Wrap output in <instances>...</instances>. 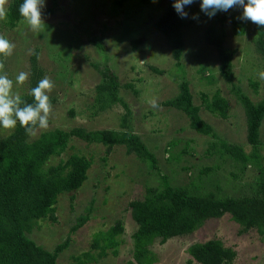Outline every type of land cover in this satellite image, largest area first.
I'll use <instances>...</instances> for the list:
<instances>
[{
    "label": "rangeland",
    "instance_id": "rangeland-1",
    "mask_svg": "<svg viewBox=\"0 0 264 264\" xmlns=\"http://www.w3.org/2000/svg\"><path fill=\"white\" fill-rule=\"evenodd\" d=\"M10 1L7 0L6 7ZM166 2L56 0L52 7L51 0H45V25L40 31H32L24 20L9 29L5 27L4 19H0V34L15 44L12 55L1 58L5 63L4 71L14 81L13 90L20 95L25 93L27 81L23 85H15V77L21 71L29 72V57L36 51L42 78L48 76L54 82L55 87L50 93L53 112L49 127L38 135L52 129L69 130L73 127L117 130L116 123L124 113L119 105L96 116L92 115L91 109L93 88L100 81V76L91 66L114 73L118 81V97L130 111L129 121L126 119L131 132L139 136L154 154L158 175L164 176L170 186L186 187L198 194L211 192L217 197L250 196L258 169L247 166L243 172H237L238 165L229 158L208 152V144L213 139L196 134L189 129L184 115L160 107L158 103L177 93L178 78L183 74L192 104L199 108L200 119L217 136L213 142L237 145L249 153L251 148L245 142L243 112L232 86L252 102L263 95L264 80L258 75L263 71L262 62L252 44L254 24L239 19L241 8L217 12L209 18L200 9L201 0L185 6L188 17L183 18V50L179 62L182 72H177L169 47L152 26L163 13ZM48 9H51L50 14L46 13ZM202 13L205 15L203 19H192ZM236 17L243 21L245 27L241 36L234 35L231 30V20ZM220 19L221 23L218 22ZM209 25L223 32V47L233 51L231 84L219 77L215 49L203 41L204 30ZM135 39L141 42L132 49L131 43ZM91 40H99L103 51L97 50ZM149 66L163 74H153ZM250 81L257 83L256 92L249 86ZM128 84L131 89L126 88ZM215 91L227 102L226 119L210 115L201 106L200 94L210 96ZM153 99L157 107L151 105ZM70 111L72 115H69ZM12 131L0 127V139ZM37 136H27V140ZM259 141L257 166L264 172V118L259 128ZM168 143L173 145L168 147ZM68 147L59 158H51L48 164L65 159L72 151L79 153L91 161L86 180L76 191L58 195L54 205L55 221H38L28 238L48 252L68 238V246L57 255L56 264H73L72 257L88 250L94 234L105 231L118 220L123 233L117 237V254L112 256L108 253L106 257L88 264H126L130 261V235L135 229L129 219L127 203L141 199L145 186L156 187L158 178L155 172H150L133 156L125 155L121 146H114L104 162L100 160L103 154L98 144H86L71 138ZM207 167L211 170L200 173ZM232 174H237V178L234 179ZM69 196L73 197L71 203ZM90 200L93 210L89 219L70 233L69 228L75 218L83 214ZM238 230V226L225 214L218 219L206 220L191 234L168 239L163 244L155 240L149 249L157 257L155 264H188L186 248L190 244L216 239L235 251L230 264H264V237L260 238L255 230L243 234H238Z\"/></svg>",
    "mask_w": 264,
    "mask_h": 264
},
{
    "label": "trees",
    "instance_id": "trees-1",
    "mask_svg": "<svg viewBox=\"0 0 264 264\" xmlns=\"http://www.w3.org/2000/svg\"><path fill=\"white\" fill-rule=\"evenodd\" d=\"M143 1V0H142ZM56 0H51V6ZM175 0H167L163 13L152 23L156 32L165 40L169 47L170 57L174 61L177 72L181 71L180 58L183 50L182 28L183 19L173 8ZM23 0H11L7 5V15L4 19L5 27L11 29L23 21L19 14V7ZM46 13L50 14L51 9ZM201 20L205 15H197ZM217 21V20H216ZM222 22V19L218 21ZM231 30L236 36L245 32L243 21L237 17L231 20ZM223 32L215 26L209 25L203 33V41L207 46L215 49L217 59V73L227 84L233 80L232 56L233 51L224 48ZM141 42L140 39L132 41V49ZM97 50L103 51L99 40H91ZM254 51L259 55L264 71V27L254 24L252 37ZM36 51L29 57L30 77L27 81V90L21 94L26 102H33L30 90L42 78V70L36 62ZM2 57H0L1 59ZM100 76V81L93 88L92 115H97L119 105L124 113L120 115L118 129L85 130L82 127H73L69 130L52 129L41 132L35 139L28 141L25 129L17 124L13 131L0 139V264H56L57 255L69 243L65 238L63 242L54 246L51 252L35 245L28 235L37 226L38 221L54 222V210L57 196L62 193L70 194L76 191L86 180L87 171L91 161L83 155L74 154L73 151L65 159H58L55 164H48L51 158H59L69 147L68 141L75 138L86 144H98L102 148V162L110 154L114 146H121L125 155L133 156L136 161L143 164L150 172H155L158 178L156 187L145 186L141 199L127 203L129 219L135 229L130 235L131 250L130 261L126 264H155L156 255L150 251L149 246L157 240L163 244L168 239L188 235L200 228L206 220L218 219L228 215L229 219L238 226V234L248 230H255L256 234L264 237V172L258 165L259 128L264 118V90L261 98L252 102L247 96L233 88L235 99L242 109L245 125V142L251 151L245 153L237 145L225 142H213L217 136L211 127L200 119L199 108L192 104L188 84L183 78H178L177 93L158 103V106L180 112L188 120L190 130L198 135L213 139L208 144V152L217 153L229 158L238 165L237 172H243L247 166L256 167L258 176L252 187L250 196L217 197L211 192L198 194L186 187H172L164 176L158 175L159 168L156 158L148 150L140 137L131 132L127 122L130 111L127 105L118 97V81L114 73L106 69L102 71L97 66H91ZM148 69L157 75H162L152 66ZM166 73V72H165ZM253 92L257 90V83L249 82ZM131 85L126 88L131 89ZM133 94H136L134 89ZM201 106L204 111L219 119H226L228 105L226 100L217 91L210 96L200 94ZM69 115H72L71 111ZM127 118V119H126ZM168 143L167 146H172ZM186 152V151H184ZM182 151V153H184ZM210 168L200 170L207 173ZM234 179L237 174L231 175ZM73 197L69 196L71 203ZM92 200L84 208L83 214L75 218L74 224L69 228L73 233L88 219L93 210ZM123 233L120 221L116 220L105 231H99L90 239L87 251L72 257L73 264L95 263L97 260L111 254H117L119 240L117 237ZM94 254H93V253ZM190 262L197 264H230L235 257V251L224 247L219 240L210 239L204 242L192 243L186 248Z\"/></svg>",
    "mask_w": 264,
    "mask_h": 264
},
{
    "label": "clouds",
    "instance_id": "clouds-1",
    "mask_svg": "<svg viewBox=\"0 0 264 264\" xmlns=\"http://www.w3.org/2000/svg\"><path fill=\"white\" fill-rule=\"evenodd\" d=\"M195 0H175L173 8L183 19L188 17L185 6L191 5ZM7 0H0V19L7 15ZM45 0H23L19 7V14L32 31H40L45 25L43 8ZM241 8V20L251 21L257 26H264V0H201V11L212 18L217 12H227L230 9ZM192 19H198L193 16ZM15 44L0 34V57L7 58L12 55ZM5 63L0 59V127L15 129L17 124L25 129L30 137H35L41 130L49 127V119L53 112L50 93L55 84L50 77L45 76L38 84L31 88L30 95L33 102H26L18 91H14V81L4 71ZM259 78L264 80V71L259 72ZM30 73L19 72L15 77V85H23L29 80ZM157 107L156 100L151 101Z\"/></svg>",
    "mask_w": 264,
    "mask_h": 264
}]
</instances>
